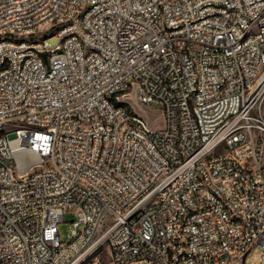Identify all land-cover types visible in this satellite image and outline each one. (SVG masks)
I'll return each mask as SVG.
<instances>
[{
	"label": "built area",
	"instance_id": "2783aa9c",
	"mask_svg": "<svg viewBox=\"0 0 264 264\" xmlns=\"http://www.w3.org/2000/svg\"><path fill=\"white\" fill-rule=\"evenodd\" d=\"M263 100L264 0H0V264L262 259Z\"/></svg>",
	"mask_w": 264,
	"mask_h": 264
},
{
	"label": "rangeland",
	"instance_id": "374dc122",
	"mask_svg": "<svg viewBox=\"0 0 264 264\" xmlns=\"http://www.w3.org/2000/svg\"><path fill=\"white\" fill-rule=\"evenodd\" d=\"M49 41L55 43L56 39L51 37ZM124 98L127 101L126 104L146 117L152 127L161 126L163 124V114L156 105L139 103L134 96H126ZM262 112L264 114V100L262 103ZM73 219L74 214L72 212H66L64 214V220L59 223L58 229L62 241L67 240L71 229V221ZM259 255L260 250L256 249L246 258L243 264H264V256L262 259H258Z\"/></svg>",
	"mask_w": 264,
	"mask_h": 264
}]
</instances>
